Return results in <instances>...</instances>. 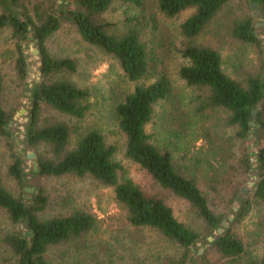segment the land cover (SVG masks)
I'll return each mask as SVG.
<instances>
[{
  "label": "trees",
  "instance_id": "16d2710c",
  "mask_svg": "<svg viewBox=\"0 0 264 264\" xmlns=\"http://www.w3.org/2000/svg\"><path fill=\"white\" fill-rule=\"evenodd\" d=\"M114 1L142 7L144 0H0V29L9 28L14 40V71L18 84L27 92L28 120L22 141L26 147L44 145L48 153L37 155V169L31 168L33 179L88 175L113 188L115 201L125 211L129 224L127 235L132 242L140 240V230L150 228L181 248L176 257H164L153 264H204L207 255L214 252L220 258L236 260L244 253L242 240L231 225L247 213L250 202L239 183L233 180V171L253 181V196L264 203V77H248L241 84L222 68L220 53L211 47L190 44L181 50L186 60L178 75L187 85L208 89L207 104L226 113L224 129L231 131L208 135L200 159L191 168L196 174L199 166L208 192L219 195L224 191L226 209L216 213L208 195L197 185L195 176L176 169L168 150H161L146 131L154 106L170 93V81L164 74L147 84H136L128 95L114 107L119 130L125 135V154L163 189L182 198L195 208L202 220L205 236L179 221L172 208L157 194L148 193L130 179L119 180L122 165L112 159L114 147L107 145L98 130L78 134L71 146L72 131L63 120L42 118L44 109L60 115L82 119L91 109V96L65 78L74 73L77 64L70 57H54L48 47V38L66 22L75 27L84 42L111 55L131 82H138L151 73L152 55L137 33L116 36L106 30V23L97 21ZM228 0H156L164 15L172 17L186 8L194 11L180 24L187 38L198 35L208 21ZM264 9V0H251ZM253 16L234 22L232 35L244 42L260 45L255 32ZM37 49L38 78H31L30 62L26 53L28 43ZM3 82L0 76V97ZM256 109L255 114L252 110ZM12 116L0 103V136L9 148L12 163L8 172L16 182L26 185L28 174L23 158L14 148ZM252 121L254 125H250ZM251 130V131H250ZM234 131V132H233ZM248 144L252 145L250 148ZM256 144V145H255ZM255 145V146H254ZM201 167V166H200ZM198 168V169H197ZM197 171V172H196ZM232 179V180H231ZM29 199L15 197L2 184L0 176V209L12 225L1 238L8 264H58L48 259L57 246L81 238L95 228L97 217L85 210L45 217L48 197L39 185ZM237 196L241 201L237 202ZM233 203V204H232ZM234 205V206H233ZM233 207H237L234 211ZM233 215L228 227L221 233L223 220ZM208 237L212 239L209 240ZM207 244L204 254L198 255L197 243ZM194 248V250H192ZM133 264H146L137 259ZM247 264H264V256Z\"/></svg>",
  "mask_w": 264,
  "mask_h": 264
},
{
  "label": "rangeland",
  "instance_id": "374dc122",
  "mask_svg": "<svg viewBox=\"0 0 264 264\" xmlns=\"http://www.w3.org/2000/svg\"><path fill=\"white\" fill-rule=\"evenodd\" d=\"M193 11L194 8H186L169 17L160 12L156 0H144L142 7L114 1L98 17L97 21L106 23V30L110 34L119 36L129 30L137 33L152 55L151 73L136 83L128 80L111 55L84 42L71 24L62 23L48 38L47 47L54 57L75 60L77 70L63 75L90 91L88 101L92 106L82 119L60 115L50 109H44L41 116L50 120H63L72 128L76 125L78 133L72 131L71 146L78 134L91 129L98 130L104 142L114 147L112 159L122 165L118 172L119 180L130 179L146 192L162 197L172 208L175 217L202 237L206 233L195 208L156 184L147 172L126 156L125 135L119 130L114 113L115 105L131 93L136 84H147L162 74L166 75L170 81V93L154 106L146 131L152 134V142L157 148L170 152L177 170L195 176L197 185L208 195L212 209L216 213L225 211V192L221 191L219 195L208 192L200 174L203 164L197 168L196 174L190 170L200 159L209 134L213 136L214 133H228L231 130L227 131L223 126L226 113L207 104L208 89L187 85L179 77L178 70L186 61L181 50L190 44L216 49L220 53L224 72L241 84H245L248 77H264V9L251 0H228L198 35L187 38L181 33L180 24ZM250 15L253 16L254 30L260 40L259 46L241 41L231 32L234 22ZM26 53L31 65L30 77L38 78L37 49L33 43H28ZM14 58L11 30L0 29V76L3 82L0 103L5 110L13 113L14 148L23 158V167L28 174L24 186L19 185L9 174L12 157L6 141L0 136V176L3 186L13 196L29 199L30 193L35 192L40 185L48 197L43 213L45 217L68 214L77 209L90 212L98 219L94 229L81 238L57 246L49 252L48 259L58 264H133L137 259L153 264L166 256H178L181 248L153 229L142 228L141 241L137 243L129 239L125 211L115 201L112 187L88 175L32 178L30 171L33 162L39 153H48V148L44 145L26 147L22 141L29 103L27 92L16 80ZM248 146L250 148L252 145ZM30 153H33V157L29 159L27 154ZM233 174L231 182H238L241 189H247L244 196L250 202L243 218L231 225L232 231L244 244V253L238 259L230 260L210 251L204 264H247L250 260L264 256V203L254 198L252 184H249L251 178L242 181V174L236 173L235 176L234 171ZM11 229L7 214L0 209V264H8L1 238ZM206 246L202 241L197 243L196 248L201 249L198 255L204 254Z\"/></svg>",
  "mask_w": 264,
  "mask_h": 264
},
{
  "label": "water",
  "instance_id": "95a60500",
  "mask_svg": "<svg viewBox=\"0 0 264 264\" xmlns=\"http://www.w3.org/2000/svg\"><path fill=\"white\" fill-rule=\"evenodd\" d=\"M254 4H255V3H254ZM255 112H256V109L252 110V114H255ZM249 124H250L251 126L254 125V123H253L252 121H250ZM250 131H251V130H250ZM32 157H33V153L27 154V158L30 159V158H32ZM33 169H34V170L37 169V162H36V161L33 162ZM249 184H253V181H250ZM241 190H242V193H243V194H245V193L247 192V189H246L245 187H243ZM240 201H241V199H240V197L238 196V197H237V202H240ZM233 210L236 211V210H237V207H233ZM232 220H233V215H229V216L227 217V221H226V220H223V221L221 222V227H218V228L216 229V232H217V233H221V232H222V229H223V228H227V227H228V222H229V221H232ZM208 239L211 240L212 238H211V237H208ZM197 253H201V249H198Z\"/></svg>",
  "mask_w": 264,
  "mask_h": 264
}]
</instances>
